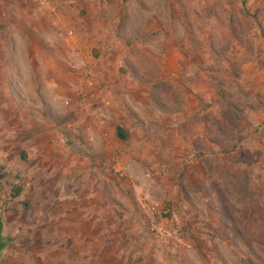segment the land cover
<instances>
[{"label":"rangeland","instance_id":"obj_1","mask_svg":"<svg viewBox=\"0 0 264 264\" xmlns=\"http://www.w3.org/2000/svg\"><path fill=\"white\" fill-rule=\"evenodd\" d=\"M0 223V264H264V0H0Z\"/></svg>","mask_w":264,"mask_h":264},{"label":"trees","instance_id":"obj_2","mask_svg":"<svg viewBox=\"0 0 264 264\" xmlns=\"http://www.w3.org/2000/svg\"><path fill=\"white\" fill-rule=\"evenodd\" d=\"M117 136L122 140L128 139V134L126 131L122 128L117 129ZM6 248V243H4L3 237H2V223H0V253Z\"/></svg>","mask_w":264,"mask_h":264}]
</instances>
